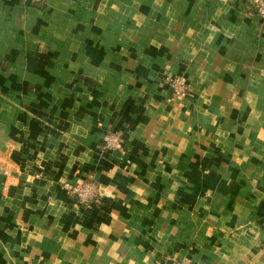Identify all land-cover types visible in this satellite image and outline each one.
Instances as JSON below:
<instances>
[{"label":"crops","instance_id":"1","mask_svg":"<svg viewBox=\"0 0 264 264\" xmlns=\"http://www.w3.org/2000/svg\"><path fill=\"white\" fill-rule=\"evenodd\" d=\"M250 1L0 0V264H264Z\"/></svg>","mask_w":264,"mask_h":264},{"label":"built area","instance_id":"2","mask_svg":"<svg viewBox=\"0 0 264 264\" xmlns=\"http://www.w3.org/2000/svg\"><path fill=\"white\" fill-rule=\"evenodd\" d=\"M254 14L264 21V0H251ZM170 98L174 100L182 99L189 92L187 80L182 75H169L166 78ZM101 149L124 150V139L121 131L113 130L104 133L101 141ZM67 193L77 197L79 203H89L98 199L99 188L92 180H79L76 183L63 182ZM157 264H191L190 259L165 258L157 261Z\"/></svg>","mask_w":264,"mask_h":264},{"label":"rangeland","instance_id":"3","mask_svg":"<svg viewBox=\"0 0 264 264\" xmlns=\"http://www.w3.org/2000/svg\"><path fill=\"white\" fill-rule=\"evenodd\" d=\"M104 135V134H103ZM103 137V136H102ZM102 137H101V141H102ZM101 143V142H100ZM100 147H101V144H100ZM5 173L7 174L8 173V171H5Z\"/></svg>","mask_w":264,"mask_h":264}]
</instances>
